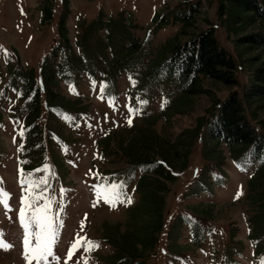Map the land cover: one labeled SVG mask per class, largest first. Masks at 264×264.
I'll list each match as a JSON object with an SVG mask.
<instances>
[{"label":"rangeland","instance_id":"374dc122","mask_svg":"<svg viewBox=\"0 0 264 264\" xmlns=\"http://www.w3.org/2000/svg\"><path fill=\"white\" fill-rule=\"evenodd\" d=\"M217 5L0 0V264H37L25 259L20 209L31 258L39 229L29 219L45 204L55 243L39 264H264V206L257 201L264 158L253 146L238 148L234 158L224 139L214 144L208 136L219 104L237 92L264 139V97L257 107L244 101L251 65L237 55L239 33L219 24ZM257 23L240 35L264 33V21ZM209 28L237 56L238 83L198 76L203 91L191 93L184 89L190 78L166 75L163 61L173 43ZM248 56L263 67L264 45ZM50 65L46 85L42 72ZM48 89L73 110L48 105ZM144 142L165 154L175 177L164 183L151 245L131 255L114 235L144 233L140 223L152 218L140 191L160 157L136 161L150 152ZM113 184L124 185L118 191L125 202L115 206L97 195Z\"/></svg>","mask_w":264,"mask_h":264},{"label":"trees","instance_id":"16d2710c","mask_svg":"<svg viewBox=\"0 0 264 264\" xmlns=\"http://www.w3.org/2000/svg\"><path fill=\"white\" fill-rule=\"evenodd\" d=\"M217 4L219 24L224 27L228 34L232 33L237 35L239 33L235 40L237 55L243 62L245 61L251 65L250 83L244 92L243 99L248 104L257 107L256 103H259L264 97V66L254 67L256 64L253 63L254 57L248 55L250 51L264 45V33L258 31L251 32L246 36L240 35V33L244 29L254 25L257 21V28L263 26L264 0H217ZM236 57L232 56L223 44H221L216 36L215 30L209 28L201 31L181 45L173 43L168 60L163 61L162 67L168 76H174L176 74L181 81L190 78L189 81H186L190 85L184 89L191 93H196L203 91L199 85L198 76L212 78L226 85H237L236 72L238 66ZM47 68L46 76L42 72L44 76L43 81L46 85L51 80V65ZM49 92L50 90L48 89L46 93L47 97H49L47 98L48 102L50 103L48 105L60 109L73 110V105L66 102L63 97L56 98L55 100V97ZM238 96L237 92H233L225 101L219 104L218 109L212 116L213 119L208 124L209 140L217 144L220 139H224L229 145L234 158H238L236 157V150L244 146H253L256 156L264 158V139L257 134L253 126L248 122L245 109L242 105V99ZM145 145L149 147L150 152L145 154L142 157L143 159L140 156H136V161L144 162L148 158V160H151L150 158H154L155 156L160 157V160L158 159L159 161L153 166L155 167L153 171L154 176L143 177L146 180L142 184V191H140V202L143 198V204L145 207L147 206L149 211H147L148 216H152V218L148 222L140 223V226L144 228L142 230L144 233L140 232L139 234L133 228V232L129 234L114 235V239L120 247L131 255L140 254L143 247L146 249L151 245L152 232L160 220L158 218V215H161V212H159L160 205L162 206L164 203V183L165 181H173L175 177V172L165 154L158 153L155 147L145 142L141 143V146ZM174 148L172 146L169 149L172 150ZM169 149L166 151L167 153L171 152ZM207 158L209 159L211 157L207 155ZM160 180L162 181L161 186ZM257 201L260 206H264V192L262 190L257 195ZM141 203L137 205V208L142 207V205L139 206ZM143 234L147 235V241L144 243L141 239ZM118 236L119 238H117Z\"/></svg>","mask_w":264,"mask_h":264},{"label":"snow or ice","instance_id":"6c2138e0","mask_svg":"<svg viewBox=\"0 0 264 264\" xmlns=\"http://www.w3.org/2000/svg\"><path fill=\"white\" fill-rule=\"evenodd\" d=\"M131 80V78H130ZM101 91H104V88H101ZM141 104H146V100H142L140 102ZM131 123V120L128 121ZM23 135V133H21ZM25 179L22 177L21 178V183H25ZM124 187L123 184L121 185H115L113 184L111 188L107 189L106 193L98 192L97 195L100 199H103L105 203H108L111 206H115L116 202L124 203L125 201L121 200L120 197L122 195L121 192L118 191V189H122ZM41 197L40 196H35V200H39ZM3 199V192L0 191V202H2ZM128 203H131V198L129 197L127 199ZM23 203V201H22ZM47 208L48 205L45 204L43 214H41V210L37 209L32 217L29 219V222L34 224V226L39 229L38 231L34 232L33 235L35 236V247L31 249L33 255L31 258H29V244H30V239H29V233H28V223L24 222V213H25V208L21 207L20 209V217H21V222L25 228V236L23 243L25 245V259H34L37 261V264L41 260H44L46 257L52 255V245L55 243V229L51 221H49L47 217ZM73 248H76V245L73 244ZM90 249L86 248L85 251H89ZM71 254V253H70Z\"/></svg>","mask_w":264,"mask_h":264}]
</instances>
